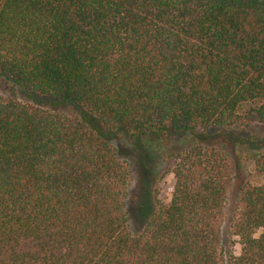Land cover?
<instances>
[{
    "label": "trees",
    "instance_id": "obj_1",
    "mask_svg": "<svg viewBox=\"0 0 264 264\" xmlns=\"http://www.w3.org/2000/svg\"><path fill=\"white\" fill-rule=\"evenodd\" d=\"M0 82V264H264V0H0ZM114 139L173 180L138 233Z\"/></svg>",
    "mask_w": 264,
    "mask_h": 264
},
{
    "label": "rangeland",
    "instance_id": "obj_2",
    "mask_svg": "<svg viewBox=\"0 0 264 264\" xmlns=\"http://www.w3.org/2000/svg\"><path fill=\"white\" fill-rule=\"evenodd\" d=\"M3 90L4 86L0 82V92ZM184 140L185 137L177 138L170 149L173 150L181 147ZM112 141L119 157L131 162L132 179L128 188L126 211L130 231L132 233H138L141 231L153 208V195L155 189H157L158 198L167 203L172 192L173 180L169 174L162 176L165 167L158 163L157 158L160 151L158 146L154 144L148 146L147 144H145V146L133 144L126 139H114ZM240 150V148L237 149L239 152ZM233 157L235 160L238 159L237 162L239 163H237L235 181L229 201L227 202V218L221 228L222 245L226 257H228L229 253L238 254L239 252V245L236 239L230 238L227 233L238 187L245 181L247 176H250V179L254 183L263 181L262 176L253 173L251 163L244 160L241 152L240 154H233ZM160 175L162 177L156 182V177Z\"/></svg>",
    "mask_w": 264,
    "mask_h": 264
}]
</instances>
